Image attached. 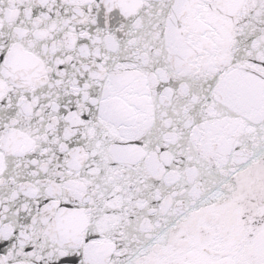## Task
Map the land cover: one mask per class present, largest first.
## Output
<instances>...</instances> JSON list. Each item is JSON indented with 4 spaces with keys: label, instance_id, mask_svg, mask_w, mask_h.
Here are the masks:
<instances>
[{
    "label": "snow or ice",
    "instance_id": "6c2138e0",
    "mask_svg": "<svg viewBox=\"0 0 264 264\" xmlns=\"http://www.w3.org/2000/svg\"><path fill=\"white\" fill-rule=\"evenodd\" d=\"M0 264H264V0H0Z\"/></svg>",
    "mask_w": 264,
    "mask_h": 264
}]
</instances>
